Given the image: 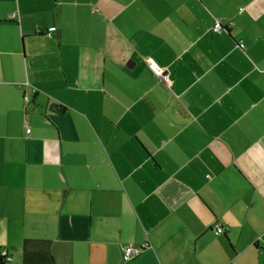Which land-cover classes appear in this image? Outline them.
I'll return each instance as SVG.
<instances>
[{
	"label": "crops",
	"instance_id": "0c3cea01",
	"mask_svg": "<svg viewBox=\"0 0 264 264\" xmlns=\"http://www.w3.org/2000/svg\"><path fill=\"white\" fill-rule=\"evenodd\" d=\"M2 250L264 264V0H0Z\"/></svg>",
	"mask_w": 264,
	"mask_h": 264
},
{
	"label": "built area",
	"instance_id": "2783aa9c",
	"mask_svg": "<svg viewBox=\"0 0 264 264\" xmlns=\"http://www.w3.org/2000/svg\"><path fill=\"white\" fill-rule=\"evenodd\" d=\"M220 26H221V22L220 21H216L215 24H214V30L217 31L220 28ZM55 28H56L55 26H51L49 28L50 30H49L48 34L51 35L52 31ZM240 45L243 46V43L240 42ZM150 67H152V69L154 70V72L156 74H161V75L163 74V69H162V67L159 64L154 62ZM164 79H165L164 81H166L167 83L170 82L169 78L166 75H164ZM26 100H28L27 96H26ZM28 131H30L29 128H28ZM214 229L219 234L225 232L223 226H220V225H218ZM140 251H142V247L141 246L137 247V246H133V245H127V246H125V248L123 249L122 252H123L124 259L125 260H129V259H132L133 257L137 256L140 253ZM1 255L5 256L6 260L11 259V257L8 255L6 250H2L1 251Z\"/></svg>",
	"mask_w": 264,
	"mask_h": 264
},
{
	"label": "trees",
	"instance_id": "16d2710c",
	"mask_svg": "<svg viewBox=\"0 0 264 264\" xmlns=\"http://www.w3.org/2000/svg\"><path fill=\"white\" fill-rule=\"evenodd\" d=\"M9 260H6V257L1 255L0 257V264H6Z\"/></svg>",
	"mask_w": 264,
	"mask_h": 264
}]
</instances>
